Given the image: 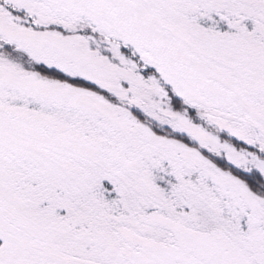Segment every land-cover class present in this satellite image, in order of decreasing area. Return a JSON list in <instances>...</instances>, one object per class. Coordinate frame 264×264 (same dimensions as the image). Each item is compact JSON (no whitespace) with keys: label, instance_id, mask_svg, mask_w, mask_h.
<instances>
[{"label":"snow or ice","instance_id":"1","mask_svg":"<svg viewBox=\"0 0 264 264\" xmlns=\"http://www.w3.org/2000/svg\"><path fill=\"white\" fill-rule=\"evenodd\" d=\"M0 264H264V0H0Z\"/></svg>","mask_w":264,"mask_h":264}]
</instances>
